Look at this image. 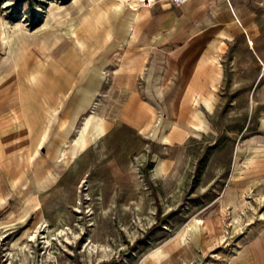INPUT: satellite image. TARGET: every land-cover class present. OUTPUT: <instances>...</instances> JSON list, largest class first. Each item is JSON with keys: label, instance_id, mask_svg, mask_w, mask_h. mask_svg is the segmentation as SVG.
Instances as JSON below:
<instances>
[{"label": "rangeland", "instance_id": "rangeland-1", "mask_svg": "<svg viewBox=\"0 0 264 264\" xmlns=\"http://www.w3.org/2000/svg\"><path fill=\"white\" fill-rule=\"evenodd\" d=\"M132 2L0 0V94L22 64L77 70L71 91L27 109L42 139L11 152L28 159L0 191V264H238L264 229L245 176L263 93H211L207 108L203 93H163L158 79L214 56L215 34L190 2Z\"/></svg>", "mask_w": 264, "mask_h": 264}, {"label": "crops", "instance_id": "crops-1", "mask_svg": "<svg viewBox=\"0 0 264 264\" xmlns=\"http://www.w3.org/2000/svg\"><path fill=\"white\" fill-rule=\"evenodd\" d=\"M209 3H214V9H206ZM181 7L184 14L187 9L198 7L199 28L204 29L206 33L213 30L215 34L213 44L206 47L213 50L214 56L208 58L205 51L201 53L204 56L194 63L192 70H186L176 77L168 74L166 80L158 79L156 83L167 82L163 93H203L200 103L205 108L207 105L213 107L211 93L264 95V0H194ZM57 66L60 70L46 71L50 73L49 79L47 74L44 75L45 70L40 78L32 77L29 72L32 68L22 64L17 75V85L12 87L10 82H6L3 87V93L0 94V112L9 111L13 107L10 105L15 104L16 93H20L18 98L22 110L14 116H7L6 120L0 123V162L7 163L6 168L0 167V191L2 187L7 186L15 173L26 172L28 154L19 153L14 157L11 154L13 149L28 145L27 143L36 146L41 142L42 127L29 117L28 107L36 104L34 107L41 109L38 93H68L74 86L77 70L64 66L63 63H58ZM244 66L246 72L242 71ZM64 68L70 73H63ZM240 82L244 83L242 89ZM11 90L14 92L9 93ZM262 103L264 104V99ZM261 113L262 120L253 135L247 139V144L263 151L260 156L253 155L246 167L245 176L251 181L250 186H253L257 193L264 195V107ZM14 123L21 128L24 125V129L14 132ZM241 258L238 264H264V229L250 239L242 251Z\"/></svg>", "mask_w": 264, "mask_h": 264}, {"label": "built area", "instance_id": "built-area-1", "mask_svg": "<svg viewBox=\"0 0 264 264\" xmlns=\"http://www.w3.org/2000/svg\"><path fill=\"white\" fill-rule=\"evenodd\" d=\"M156 1L157 0H142L140 2V6L150 7L152 4L156 3ZM164 1H168V2L173 3L175 5H183V4H186L192 0H164Z\"/></svg>", "mask_w": 264, "mask_h": 264}, {"label": "bare ground", "instance_id": "bare-ground-1", "mask_svg": "<svg viewBox=\"0 0 264 264\" xmlns=\"http://www.w3.org/2000/svg\"><path fill=\"white\" fill-rule=\"evenodd\" d=\"M120 1H123L124 3H126V4H130L131 6H133V7H136V4L134 3V2H132V3H129V0H120ZM142 0H138V2L140 3ZM191 2V1H190ZM138 3V4H139ZM1 164V163H0ZM37 240V238H34V240L33 241H36ZM50 245V244H49Z\"/></svg>", "mask_w": 264, "mask_h": 264}]
</instances>
